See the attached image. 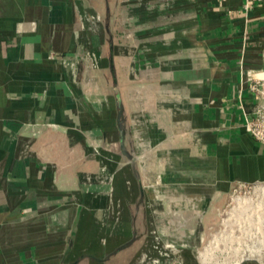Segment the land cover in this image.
<instances>
[{
  "label": "crops",
  "instance_id": "0c3cea01",
  "mask_svg": "<svg viewBox=\"0 0 264 264\" xmlns=\"http://www.w3.org/2000/svg\"><path fill=\"white\" fill-rule=\"evenodd\" d=\"M248 1L0 0V264L222 254L228 194L264 181Z\"/></svg>",
  "mask_w": 264,
  "mask_h": 264
},
{
  "label": "rangeland",
  "instance_id": "374dc122",
  "mask_svg": "<svg viewBox=\"0 0 264 264\" xmlns=\"http://www.w3.org/2000/svg\"><path fill=\"white\" fill-rule=\"evenodd\" d=\"M227 199L220 211V227L224 231L221 237L227 241L226 249H223L221 255L214 253V247L218 244L214 243V239L217 240L218 235L213 236L209 233L200 245V252H207V264H244L246 262L264 264V181L236 185ZM162 203L158 202L160 206H156L159 211L163 209ZM170 236L173 235L162 231L153 235L154 241L162 245L169 243ZM229 240L232 242L230 243ZM169 250H166L169 259L170 257L173 259ZM170 264L177 263L170 262Z\"/></svg>",
  "mask_w": 264,
  "mask_h": 264
},
{
  "label": "built area",
  "instance_id": "2783aa9c",
  "mask_svg": "<svg viewBox=\"0 0 264 264\" xmlns=\"http://www.w3.org/2000/svg\"><path fill=\"white\" fill-rule=\"evenodd\" d=\"M261 1V0H259ZM252 0L245 5L246 9L252 8ZM250 91L254 94L256 104L253 112L246 115V129L247 131L261 144L264 145V73L258 75L249 86ZM245 184H238L242 186ZM164 248L171 249L172 244L163 245ZM169 256L166 257V260ZM142 264H164L158 258H152L144 261Z\"/></svg>",
  "mask_w": 264,
  "mask_h": 264
},
{
  "label": "water",
  "instance_id": "95a60500",
  "mask_svg": "<svg viewBox=\"0 0 264 264\" xmlns=\"http://www.w3.org/2000/svg\"><path fill=\"white\" fill-rule=\"evenodd\" d=\"M111 69L114 72V60H113V52L111 54Z\"/></svg>",
  "mask_w": 264,
  "mask_h": 264
},
{
  "label": "bare ground",
  "instance_id": "6f19581e",
  "mask_svg": "<svg viewBox=\"0 0 264 264\" xmlns=\"http://www.w3.org/2000/svg\"><path fill=\"white\" fill-rule=\"evenodd\" d=\"M194 204V203H193ZM201 207V206H200ZM180 211V210H179ZM193 211H194V209H193ZM200 213V212H199ZM236 264H239V263H236Z\"/></svg>",
  "mask_w": 264,
  "mask_h": 264
}]
</instances>
